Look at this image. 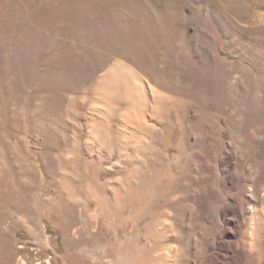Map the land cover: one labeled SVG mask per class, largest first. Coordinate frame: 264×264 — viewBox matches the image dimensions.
Returning <instances> with one entry per match:
<instances>
[{
	"label": "rangeland",
	"instance_id": "rangeland-1",
	"mask_svg": "<svg viewBox=\"0 0 264 264\" xmlns=\"http://www.w3.org/2000/svg\"><path fill=\"white\" fill-rule=\"evenodd\" d=\"M0 264H264V0H0Z\"/></svg>",
	"mask_w": 264,
	"mask_h": 264
}]
</instances>
